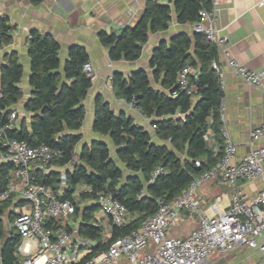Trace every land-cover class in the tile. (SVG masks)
<instances>
[{
    "label": "trees",
    "instance_id": "16d2710c",
    "mask_svg": "<svg viewBox=\"0 0 264 264\" xmlns=\"http://www.w3.org/2000/svg\"><path fill=\"white\" fill-rule=\"evenodd\" d=\"M167 2L147 1L142 17L134 27L126 28L119 34H99L98 39L108 50L111 61L138 60L148 34L167 30L172 12L177 23L194 24L199 19L200 8H211L209 0ZM10 32L6 18L0 17V45L11 41ZM27 51L31 95L23 109L32 117L29 125L21 123L18 128L8 130L7 135L32 147L46 145L57 149L62 157L52 161V166H71L62 193L57 171L43 173L37 170L32 176L35 183L50 187L60 200H69L73 204V217L79 221L78 236L91 242L89 246L82 247L87 251L85 259L105 250L115 238L138 229L146 217L157 211L156 200L170 201L185 190L195 177L221 159L223 140L219 109L224 92L212 66L213 62H217V48L203 34L193 33L189 37L183 33L169 42H161L149 62L152 82L143 70L134 71L128 77L119 73L111 76L114 96L132 104L142 116L152 120L154 135L160 144L153 142L149 133L134 124L131 117L124 113L114 114L107 103L99 98L96 100L92 129L109 137L116 158L129 172L128 175L123 174L103 142L94 141L76 152L81 140L78 132L85 117L83 101L92 85V78L83 71V65L88 63L86 50L81 46H72L61 67L57 41L50 35L31 31ZM186 66L197 69L196 77L190 79L196 88L198 99L195 103L175 86L176 74ZM22 74L17 54H5L0 65V127L15 112L12 107L22 99L23 92L18 86ZM153 85L159 86V89ZM172 93L175 97L171 96ZM208 130L220 146L218 151L206 146ZM157 167H161L163 172L150 182L151 173ZM9 168L10 165H0V188L5 184ZM81 187L90 190L78 193L83 201H90L82 209L75 202ZM99 190L111 193L129 214L125 227L118 229L112 226L108 242L103 241V227L94 219L98 207L93 200ZM11 206V201L0 206V264H21L20 258L15 255L20 237L13 228Z\"/></svg>",
    "mask_w": 264,
    "mask_h": 264
},
{
    "label": "built area",
    "instance_id": "2783aa9c",
    "mask_svg": "<svg viewBox=\"0 0 264 264\" xmlns=\"http://www.w3.org/2000/svg\"><path fill=\"white\" fill-rule=\"evenodd\" d=\"M209 1L214 3V0ZM198 18L192 25L193 32L203 34L246 84L260 87L264 71H250L232 58L226 48L227 38L216 27L214 11L200 8ZM212 66L222 87L218 63L213 62ZM83 71L88 77L94 76L89 62L83 65ZM196 75L197 69L192 66H186L176 74L177 90L190 99L196 93L190 79ZM171 96L175 97V93ZM219 114L223 140L221 159L195 177L170 201L156 200L157 211L146 217L138 229L115 238L105 250L88 259H85L87 251L82 247L89 246L91 242L78 236L79 221L73 217V204L69 200H60L50 187L35 183L32 176L37 170L43 173L51 171L52 161L60 159L62 153L46 145L32 147L24 141L9 138L7 131L16 127L17 120L15 112L10 114L0 127L1 156L4 164L10 165L5 184L0 188V206L8 201L12 203L13 228L20 237L15 255L21 264H203L214 254L227 256L239 247L264 253V186L253 197L240 188L241 183L264 181V124L250 131L252 149L237 159V147L223 126V100ZM258 141L261 143L256 145ZM195 164L199 166V162ZM162 172V168L157 167L151 173L150 182ZM66 174L60 173V191L66 187ZM209 181L224 184L231 191L228 208L220 211L213 204L212 216L201 211L202 199L197 195L199 188ZM81 191L90 192L86 187ZM94 196L99 211L112 226L121 229L127 225L129 214L111 193L99 190ZM186 221L195 223V227L185 238L169 235L171 228ZM110 237L103 235V241L108 242Z\"/></svg>",
    "mask_w": 264,
    "mask_h": 264
},
{
    "label": "crops",
    "instance_id": "0c3cea01",
    "mask_svg": "<svg viewBox=\"0 0 264 264\" xmlns=\"http://www.w3.org/2000/svg\"><path fill=\"white\" fill-rule=\"evenodd\" d=\"M147 1L150 0H0V17L6 18L7 24L11 27V41L0 45V65L3 63L5 54L15 52L23 70L22 79L18 85L23 96L12 107L17 115L15 128L24 122L29 125L32 117L23 109L31 95V88L28 84L30 60L27 51V40L31 31L50 35L57 41L61 67L67 59L68 50L72 46H81L87 52L88 62L92 65L94 76L91 88L83 101L85 117L78 132L81 140L76 146V152L94 141L103 142L108 146L111 158L123 174L128 175L129 172L116 158V151L109 137L96 133L92 129L95 102L99 98L108 104L114 114L124 113L131 117L134 124L149 133L153 142L160 144L161 142L154 135L152 120L142 116L138 109L124 100L117 99L112 91L109 78L115 73L128 77L134 71L143 70L152 82V69L149 67V62L153 51L161 42H169L178 34L185 33L192 37L194 33L193 24L177 23L175 14L172 12V20L167 30L148 34L147 42L138 60L133 62L111 61L108 50L101 45L98 39L99 34L101 32L119 34L126 28L134 27L142 17ZM157 3L167 4L168 2L161 0ZM210 4L209 10L214 11L217 18L216 27L228 40L226 48L232 58L250 71H264V0H214V3L210 2ZM170 7L173 10L172 4ZM217 63L222 75L224 92L225 121L223 126L234 141L237 147V159H240L252 149L249 141L250 131L264 124V81L260 87L246 84L229 68L227 60L218 53ZM153 87L159 89V86L153 85ZM197 99L194 95L191 101L195 103ZM85 122L86 125H84ZM205 143L208 149L219 150L220 146L210 130L205 135ZM260 143L261 141H258L256 145ZM2 164L4 161L0 153V165ZM52 170L60 175L61 172L68 173L72 169L71 166L64 168L53 166ZM263 186V180L240 184L241 190L250 197L255 196ZM230 193L229 187L224 184L215 181L204 183L197 192L202 199L201 211L212 216L211 206L213 204H216L220 211L226 210L230 201ZM94 219L103 227L102 239L103 235L111 236L112 225L101 214L99 208L94 214ZM194 227L195 223L186 221L171 228L169 235L185 238ZM203 264H264V253L239 247L227 256L214 254Z\"/></svg>",
    "mask_w": 264,
    "mask_h": 264
},
{
    "label": "rangeland",
    "instance_id": "374dc122",
    "mask_svg": "<svg viewBox=\"0 0 264 264\" xmlns=\"http://www.w3.org/2000/svg\"><path fill=\"white\" fill-rule=\"evenodd\" d=\"M84 125H86V122H85ZM111 152L113 153V151H111ZM79 192H81V191H79ZM79 192H78V193H79ZM78 193H77L76 196H75V197H76L75 202H77L79 208L82 209V208L85 207V205L89 204L90 201H83V200L78 196ZM76 220H78V219H76ZM4 224H5L6 228L9 227V226H8V223H7V221H6V219H4Z\"/></svg>",
    "mask_w": 264,
    "mask_h": 264
}]
</instances>
